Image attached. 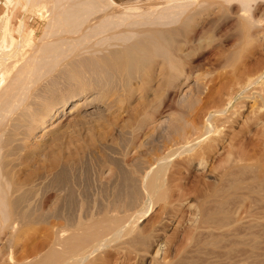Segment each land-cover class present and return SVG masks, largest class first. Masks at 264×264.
<instances>
[{"label": "rangeland", "instance_id": "374dc122", "mask_svg": "<svg viewBox=\"0 0 264 264\" xmlns=\"http://www.w3.org/2000/svg\"><path fill=\"white\" fill-rule=\"evenodd\" d=\"M6 2L0 0V41L4 37L5 11L12 16L10 32L17 38L16 27L25 14L21 6L8 4L7 9ZM253 8L254 18L264 14V3L254 4ZM222 9L218 2H208L190 14L186 22L189 27L177 25L181 29L175 39L179 47L174 64L178 69L171 70L170 75H166L167 68L160 71L148 64L146 71L134 74L135 77L103 68L104 79L98 67L73 60V64L65 62L45 79L30 100L34 103L35 98L44 97L38 106L41 112L60 106L63 101L80 102L71 104L68 110H74L72 113L47 123L52 129L39 131L27 151L22 150L15 159L22 165L18 177L29 183L21 198V206L27 211L14 216L16 228L0 225V264H16L47 252L54 236L52 226L57 222L73 225L78 220H88L109 203L128 209L141 207L142 198L145 199L141 184L144 171L169 151H178L188 137H198L207 114L224 105L244 78L263 72L264 34L258 32L256 46L249 48L253 40L250 37L242 41L234 18L237 4L231 6L232 13L227 7ZM26 16L34 30L33 41L38 43L47 22L42 17ZM177 74L180 77L174 79ZM263 77L248 93H264ZM76 102L81 106L71 109ZM61 119L65 120L58 123ZM32 144L47 147L41 150L38 145L35 150ZM53 154L60 157L56 168L50 166L48 159ZM241 154L245 160L250 158L251 161L246 160L249 164L257 165H251L256 166L253 171L242 173V180H250L258 173L264 182V105L254 98L237 100L193 151L172 154L165 175L167 205H149V211L138 220V228L148 239L137 237L133 242L129 237L111 242L98 251L90 264H220L223 255L228 258L231 246L225 244L228 241L230 245L229 238L221 242L220 248L207 244L202 251L194 242L196 237L206 242L213 237L202 226L199 204L213 189L228 186L222 175ZM257 195L231 198L224 204L234 216L232 219L243 218L244 226L237 227L242 231L236 230L238 238L246 239L247 231L252 229L262 239L259 250H255L262 257H252L253 248L249 245L239 246L229 253L231 264L241 258L243 264H264V196L259 197L264 191ZM245 223L254 225L245 230ZM231 241L233 247L238 240ZM225 256L222 264L228 260Z\"/></svg>", "mask_w": 264, "mask_h": 264}, {"label": "bare ground", "instance_id": "6f19581e", "mask_svg": "<svg viewBox=\"0 0 264 264\" xmlns=\"http://www.w3.org/2000/svg\"><path fill=\"white\" fill-rule=\"evenodd\" d=\"M208 2H218L223 9L228 8L223 0H7L6 8L8 4H13L16 8L21 6L25 14L16 27L19 38L10 32L12 16L8 15L6 11L5 15L3 14L2 32L4 37H1L0 41V225H9L11 229L16 228L14 216L27 211L23 207L21 198L29 183L27 184V181L18 177L19 167L22 165L16 163V157L22 150L27 151L30 140L36 138L39 131L48 132L52 129V127H47V123L62 117L64 113H72L74 110L68 109L75 100H79L63 101L60 106L51 107L48 111L41 112L38 106L41 105L40 102L44 97L40 96L39 100L35 98L34 103H30V100L34 94H37L36 92L41 88L45 79L57 70L59 71L60 66L63 67L65 62V65H68L69 62L73 64L71 62L73 60H78V64H81L82 62L79 63V60H82L85 64L89 63L91 67L95 66L93 68L98 67L101 74L105 69L114 72L120 71L131 76V74H139V72L144 73L146 66L152 64L149 66L150 68L158 67L160 71L167 68L166 75H170L171 70L178 69L174 64L177 47H179L176 45L178 43L175 39L181 33V29L177 25H187V18L190 19V14ZM234 5L235 3L232 4V6ZM237 7L238 10L233 17L239 24L238 30L243 37L242 41L245 42L251 39L248 35L250 24L247 20L238 18L240 11L238 4ZM14 14L15 12H13ZM27 14H30V18L33 19L42 17L47 22L44 35L38 43L33 41L34 30L28 23ZM187 27L189 26L187 25ZM77 69L79 70V68ZM96 71L99 74V70ZM96 71L94 72L96 73ZM146 73L150 75V72ZM256 74L251 73V76H255L244 78L246 81L243 80L242 83H244H241L228 96L224 105H219L207 114L201 134L196 138L188 137L175 152L193 151L198 142L212 132L215 121L225 115L237 100L254 98L264 105L263 92L255 93L256 96L248 93L250 88L264 76V70L260 74L258 72L257 76ZM103 75L105 79V74ZM179 77L180 74L174 75V79ZM79 102H76L71 109L81 106ZM35 104H37L36 107ZM63 120L65 119H61L58 123ZM38 145L42 150L45 143ZM38 145L31 147L36 150ZM175 152L169 151V154L161 157L156 165H152L144 171L141 184L145 199L142 198L144 203L142 202L141 207L133 209L125 207V209L118 203H109L101 208L96 216H91L88 220H78L73 225L67 222H57L52 226L54 236L51 239L49 250L31 257V259L17 261L16 264H90L92 258L99 253L98 251L111 242L129 237L133 242L137 237L147 240L148 236L138 228V220L149 211V205L150 207L158 203H163L164 207L167 205L166 166L169 164L172 154H176ZM59 158V155L56 154L48 158L52 168L60 165ZM247 159L250 160L249 157ZM246 160L245 155L243 157L242 154L234 158L229 169L222 175V180L226 179L223 182L228 183V188L223 186L213 189L211 194L199 204L202 226L213 236L209 238L211 239L209 242L196 237L194 242L199 250L202 251L205 246L209 245L213 248H220L221 242L227 238H229L227 240L230 245H228V241L225 245L232 247L231 240H238L234 243L235 246L230 247L231 250L229 248L227 251L228 258L220 254L228 259L227 262L224 260V264L231 261L229 260L230 251L232 253V250L238 249L239 246L249 245L253 248L251 251L252 257H254L258 254L255 250H259L262 243L261 235L259 233L257 235V232L254 234L255 231L252 233V229L248 230L250 232L247 231L246 239L238 238V231H242V229H237V227L244 223L243 218H241L242 220L232 219L234 216L224 206L231 198L247 199L255 194L258 196L257 194L264 191V182L263 179L261 180L260 174L257 173L250 180H247L248 178L246 181L242 180V173L251 172L257 166L254 164L256 166L253 167L252 162L249 164V161ZM262 196L264 195L259 197ZM19 200L22 204L19 203ZM17 202L23 206L20 208L17 206ZM26 207L29 209L28 205ZM251 221L253 222V220ZM247 223H245V228L243 227L245 230L246 227L247 229L251 227V224L247 226ZM236 230L238 231L236 232ZM215 252L213 250L214 254ZM259 257H262V254ZM248 259L247 257L246 261ZM222 260L218 262L221 261L220 264H222ZM240 260L237 264H243L244 261ZM252 260L254 259L252 258ZM248 263L250 264L249 261Z\"/></svg>", "mask_w": 264, "mask_h": 264}, {"label": "clouds", "instance_id": "9594fccd", "mask_svg": "<svg viewBox=\"0 0 264 264\" xmlns=\"http://www.w3.org/2000/svg\"><path fill=\"white\" fill-rule=\"evenodd\" d=\"M223 2L228 6L229 11L232 4L235 3L239 5L240 11L238 18H243L250 24V31L248 35L252 38L253 43L249 45V48L255 47L258 32L264 34V14H262L259 18H254L253 5L257 3H264V0H223ZM246 5L247 7H245Z\"/></svg>", "mask_w": 264, "mask_h": 264}]
</instances>
